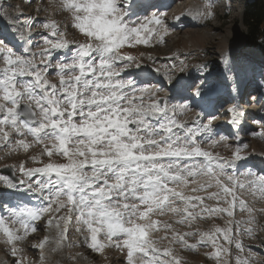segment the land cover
Instances as JSON below:
<instances>
[{
  "label": "snow or ice",
  "instance_id": "1",
  "mask_svg": "<svg viewBox=\"0 0 264 264\" xmlns=\"http://www.w3.org/2000/svg\"><path fill=\"white\" fill-rule=\"evenodd\" d=\"M106 2L113 14L120 9H126L125 6H131V0H123V3L119 5L115 3V0H106ZM65 7L69 10L71 8L81 11L91 10L89 7L80 9V6L74 2L66 3ZM91 7H100V5H92ZM3 18V16H0V19ZM75 19L79 21L80 17H75ZM124 20V15L119 16L112 22L113 27L106 32L86 30L81 23L74 25L89 38L102 41V45L100 48H94L90 44L79 45L78 56L73 58L74 62L71 65L62 62L55 65V69L58 70L57 73H61L59 91L55 86L48 84L46 80V74L53 69L47 67V64L51 63L48 58L50 50L66 48L68 43L61 38L63 34L57 31L54 23L45 22L43 24V27L49 30L50 35L56 37V40L50 39L48 36L44 37V48L41 53L43 67L30 63L35 60L34 58L29 59L17 55L12 47L0 46V61L5 65L0 70V75H2V79H0V94H2L0 100L3 101V103H0V113H3V118L0 119V141L9 140V128L16 129L15 133L19 136L16 142L20 143L21 146H24V136L31 135L35 140H39L41 135L46 133L56 141L52 148L65 159L71 160L73 154L85 158L81 163L49 164L42 169L25 170L22 166L21 172L30 177L36 175L57 177L53 181L57 185V191L49 198L50 203L55 202L59 207H64L65 205L60 204V200L61 197L67 198L66 206L70 212L75 213L76 222L83 224L90 234V246L93 250L102 251L106 246L98 239L101 233H104L105 239L109 242H111L112 237L119 233L126 238L122 239V242H116V247L121 248L122 246L127 250V264H135L138 258H142L144 264H162L164 259L158 255L161 249L155 247V242L150 241L148 235L153 226L140 228L133 225L131 228H125L123 218L128 215L129 223H132L136 218L149 220L155 212H162L164 207L170 204L168 195L159 197L160 192L167 193L169 185L164 182L163 168L155 166L156 160L203 158L202 160L208 166V171H214L216 166L212 164V154L204 153L197 148L189 153L187 149L173 147V141L177 139V136L173 134L172 125L175 122L171 120L162 121L160 128L161 134L165 131L169 134L166 137L169 148L162 150L160 153L145 154L143 152V141L138 140L132 134L134 131L132 125H141L140 131H148L152 126L148 124V118L143 116L138 109L124 108L120 105L123 96L119 95L115 89L127 85L112 82V78L121 75V73L111 70L113 62L110 57L126 45L129 47H134L137 44L147 46L155 31L150 26L162 25L163 20L153 14L151 17L146 16L144 23H140L138 27L134 24L131 28L124 25ZM133 37L135 38L134 41L132 40ZM93 52H97L99 55L100 62L98 65H93L86 60ZM123 59L131 61L133 57H123ZM26 65L28 66L25 67ZM97 68H99V74H97ZM233 71L232 66L229 64L224 75L225 81L233 75ZM64 72L75 74L66 80L63 75ZM25 77L31 79H18ZM179 84L180 82L177 81L174 87H178ZM151 87H153L151 80L146 78L142 83L143 90L147 91ZM203 87V85L197 87L193 84L187 86L185 90L192 97H202ZM193 88H195L194 92L192 91ZM25 96L29 98L30 102H35L37 109L40 111V120L35 119L34 109H30L27 105L21 103ZM85 106L88 108L87 112L84 111ZM154 107L161 115L166 113L165 102L158 101ZM229 113L234 117L233 123H235L236 119L239 118L237 111L230 109ZM133 116L137 118L133 119ZM179 127L183 129V126ZM198 135V130L193 131L191 128L184 132L185 140L191 141L193 145L199 143L196 139ZM76 137H81V139L76 140ZM127 141H131V143ZM73 143L76 145L75 153L71 151ZM148 143L152 146L155 141H149ZM46 154L51 157L53 150L50 148ZM88 156L92 157L91 163L86 159ZM233 158L236 161L245 159L240 155L239 148L233 154ZM148 161L153 162V166L150 168L143 167L141 162ZM86 169H91V176L86 174ZM153 173L157 174L153 175ZM245 175L253 177L251 172L245 173ZM0 179L5 180L8 188L14 187L10 180L3 177H0ZM235 186L245 187L239 181H236ZM248 186L257 187L264 191V175L254 176L249 180ZM125 188L128 191H124ZM226 190L232 191L230 189ZM117 191L122 192V197L113 196V192ZM121 198L125 201L129 198L134 199L140 205L142 211L135 213V216H133L122 212L119 203L113 207L111 202ZM156 205H161V207L158 208ZM245 206V202H243L240 209L245 210ZM129 208H133V206L125 202L123 209L127 210ZM235 208L236 201L234 200L233 215ZM41 211L46 212L48 210ZM184 214L188 215V212L186 211ZM27 215L33 221L41 218L37 212L29 211ZM14 217L15 214L12 218ZM62 218L60 216L58 218L53 217L49 219L48 224L52 225L54 221ZM72 219L73 217L70 215L68 224ZM20 222V220H17V223ZM159 224L160 222L156 221L154 225L156 231L160 230ZM56 227L59 228V223H56ZM234 228H236L235 225L232 228V235ZM28 229L29 226L25 229L24 235L27 234ZM36 230L35 227L31 228L32 232ZM66 232L67 229L61 232V236L63 237ZM0 233L8 239L10 244H13L12 254L15 255L17 249L14 241L19 240L20 235L16 233L13 237L12 230L7 227L4 219H0ZM187 235L185 233L184 236H180L177 233V242L185 243ZM220 237H223L224 242L227 244L233 243L223 230H220L215 238H212L209 234V242L216 249L214 254H210L211 259L219 260L221 253H225L222 244H220V247H215ZM45 242L36 247L42 248ZM235 247L241 252L244 250V245L240 241L235 242ZM228 251L229 249L225 254ZM162 255L163 257L173 256L170 250H163ZM173 264H179V261L175 260ZM238 264H246V262L240 261L238 258Z\"/></svg>",
  "mask_w": 264,
  "mask_h": 264
},
{
  "label": "rangeland",
  "instance_id": "2",
  "mask_svg": "<svg viewBox=\"0 0 264 264\" xmlns=\"http://www.w3.org/2000/svg\"><path fill=\"white\" fill-rule=\"evenodd\" d=\"M170 1L172 5L167 10H165L164 8V10L168 12L162 14H156L157 16L162 18L163 24L159 26L156 25L150 26L153 27L156 32L152 34L149 40V44L147 46H145L144 44H137L134 47H129L126 45L125 47L119 49V51L128 50V52L136 56L135 59H132L131 61L128 62L126 61V65L116 66V70L119 67H122L123 69L131 71V69L134 68L136 65L138 67L140 63H142L144 65H149V66L151 65L150 67L152 68L155 67L154 69H163L164 71L169 73L168 75L170 77L172 76L177 78L176 80L180 79L184 75L186 76L190 74L191 71L196 70L195 74L196 75L198 74V76H196V79L199 77V75H201L202 77H206V75L209 76L210 74H212L211 79L212 80L216 79V81L208 83L206 86H213L215 85V82L217 83L218 79L219 80L221 79V76H224L222 74L226 73V68L230 64L234 71H233V75L230 76L229 78H236V79L238 78L240 79V81H242L247 74H250V72L247 73V71H253V74H250V78L252 79H250L249 82H252V86L256 89V91L254 90L250 92L248 96L246 95L247 99L245 100V103H243L244 109L245 106H248L250 108L249 111H252L254 109L253 112L255 113L258 111L259 108H261V106H263V111H262L263 113L264 92L261 89H259V87H257V85L255 84L257 82H264V53L260 49H251L247 47L246 45L247 29L243 24V14L245 11V7L251 1L250 0H184L183 2H180V0H170ZM262 1L264 2V0ZM71 2L78 4L80 6V9L89 7L91 8V10L81 11L76 8H71L69 10L65 7V4ZM115 3L119 5L120 3L122 4L123 2L122 0H115ZM92 5H100V7H91ZM1 7H3V9L6 10L5 18H9V20L11 19L13 20V17L17 19L19 17L18 16L19 14L23 15L21 19L20 17L18 18V20L20 19V22L22 24L21 26H23L22 27L23 33L25 34L28 32L30 36H34L30 40L32 41V49H31V51L33 52L32 59L34 58L35 60L31 61L30 63H35L39 67H43L44 65L41 64V53L43 52V48H44V37L48 36L50 39L56 40V37L51 36L49 30L43 27V24L45 22H48L49 24L54 23L58 27L57 31L63 34L61 37L62 39L65 40L67 36L68 38H70L68 43V45H70V52L68 53L69 56L67 55L66 57L64 51L65 48H63L60 50H50V56L48 58L51 63L47 64V67L53 69H51L46 74V80L48 84L55 86L57 91H59L60 89L61 74L59 72L57 73L58 70L55 69V65L57 63H60L62 59L63 60L66 59L64 64L71 65L74 62L73 58L77 57L78 55L79 45L90 44L94 48H100L102 45V41H98L94 38H89L88 36L81 33V30L75 27L74 25L76 23H81L83 28L86 30L106 32L113 27L112 22L116 20L124 10V9H120L118 12L113 14L109 9L106 0H0V8ZM194 7L197 12L195 15L196 19L198 20L197 25H191L193 22H191V24L188 22H179L178 25L167 24V22L169 23V21L171 20L174 22L176 20H179V18L184 17V14L188 13L189 11H194ZM153 8H156V6H152L148 8V11H150ZM7 10L9 12H7ZM155 12L157 11L153 10V13ZM152 15L153 14L151 10L150 13L147 15V17H151ZM75 17H80V20L77 21ZM142 18L143 17H138L131 20L127 19L124 22V25H127L129 28H131L135 24L138 27L140 23H144L146 16H144L143 19ZM57 21L61 24H57ZM164 27L166 29H164ZM166 31L169 32L170 34H168ZM162 33L165 34V36L168 35L171 36L165 39H160L161 38L160 35ZM234 34H237L239 41H237L236 37H233ZM5 36H7V34H5L3 37L0 33V42H3L0 43V46H4V44L6 43ZM190 37L193 38L190 39ZM199 37L206 38L207 43L203 47L198 45H193L190 47L187 46V40L192 41L198 39ZM159 39L161 40V42H158ZM132 40L134 41L135 38L133 37ZM228 45H230V47L234 51L231 58L225 57V52L228 48ZM14 52L17 55L20 54L16 51ZM176 53L178 54L177 60H173V61L170 60V57L173 56V54L176 55ZM150 54L151 55L158 54L161 57L162 55H164V57L167 58V60H163V61L157 60L155 62H149V61H154L152 57H150ZM137 55L138 57H142V58L139 60L136 59ZM91 56L93 58H97L96 62H98L99 64L100 61H99L98 53L93 52ZM112 58H113V54L110 57V59L112 60ZM146 59H148L149 61H147ZM27 66L28 65H26L25 67ZM4 67L5 65L2 63V61H0V70H2ZM114 68H115V64L113 62V68L111 69L113 72L115 71ZM74 74L75 73L67 72L64 73L63 75L67 80L70 79L71 76ZM199 79L200 78H198L197 80ZM112 82L117 83V81L113 79ZM121 84L127 86L123 87L126 89L125 91L123 88L122 89L120 88L118 90V92H121L122 90L124 92L121 94L123 96L124 101L120 103V105L124 108H129L134 110L139 109L138 103L134 100L137 94L133 96L135 94V90L130 89L128 81H124ZM160 86H161L160 89L157 90L161 91V93H165L164 90L166 88L163 87L164 85L160 84ZM261 86L263 85H260V87ZM210 88L215 89V87H210ZM150 89H151L150 94L152 95L154 92L153 90L155 88L151 87ZM251 89L252 88L250 87L249 91H251ZM166 96L168 97L167 94L165 95V97ZM166 98L160 97L159 101L165 102L166 107L171 108V110H173L174 112H179L175 114L179 115L180 113H182L183 114L182 117L185 116L186 118L182 119L180 117V119L184 120L185 123L184 125L188 126L190 124L189 119L191 118V115H188L187 113L189 109L180 104H177L175 101L171 99L167 100ZM22 102L28 103L29 105L36 108L38 112V119L40 120L41 118L40 111L39 109H37L35 102L34 101L30 102L27 96H25V99H23L21 103ZM0 103H3V101L0 100ZM151 103L152 101H150V104ZM84 111L85 112L88 111L87 106H85ZM262 113L257 112V114H259L258 116L256 117L251 116V118L249 117L250 124L252 123V126L248 124L246 128V130L248 131L246 130L244 131L243 134L244 144L242 143V146H244L243 147L244 151L243 150L240 151V155L242 157H245V159L247 158L251 159L252 156L250 154L255 153V150L252 148L253 144H256V146L258 145L257 149L259 154L264 153V126H262L264 122L262 123L263 120ZM0 115H1L0 119H2L3 113H0ZM136 118L137 117H134L133 119ZM200 120L205 126L211 125L212 122H219V125L220 124L221 125L216 128L217 131L220 132V130L223 129V124L221 123L222 118L219 116V113H217L213 118H203L201 116ZM254 120L256 121L254 122ZM77 122L79 121L77 120ZM187 126L184 127L187 128ZM251 127H253V129ZM15 132L16 129L9 128L8 129V135L10 136L9 140L0 141V177L6 178L8 180L6 176L2 175V172L6 169H13L16 177L19 178L20 182L22 181L21 183L25 184L26 187L38 191L39 193L42 194V197L45 199L46 203H43L45 206L39 208V211L44 209H47L48 211L46 212L42 211V213L40 214L41 218L37 220L38 224L36 223L34 225L37 230L35 232H32L31 229H28L26 235H24V232L27 226L24 225L22 222L17 223L14 209L8 208L3 210L4 212L3 215H1L0 212V219H4L7 227H9L12 230L13 237H15L16 233L17 235H20L19 240L14 241L17 252L15 255H13L12 254L13 244H10L8 239L2 233H0V264H127V250L124 249L122 246L121 248L116 247V242H122V239L126 238L123 234L121 235L117 234L116 236L112 237V240L109 243V241L105 239L104 233H101V235L98 237L100 242L101 243L105 242L109 244L106 245L102 251L93 250L90 246L91 245L90 234L87 232L83 224L76 222L75 213L73 212L70 213L68 207L66 206L67 198L61 197L60 204H63L65 206L60 207L59 212L57 209L58 204L55 202L50 203L49 198L53 196V194L56 192L57 189H54L53 192L47 191L46 189L47 184L45 183V180L49 176L36 175L30 177L29 175L23 174L21 172L22 166L25 170L38 169V168L42 169L49 164L66 165L72 162L81 163L85 158L73 154L71 160L65 159L62 155L58 154L54 148H52V146L56 144L54 138L50 135L46 136L45 134H44L46 136L45 139H40V140H35L30 135L24 136L23 137L24 146H21L20 143L16 142L19 139V136ZM216 138L221 141L223 140L222 136H217ZM75 139L79 140L81 139V137H76ZM152 140L153 139H150L148 141L146 140L143 143L144 145H148V142ZM204 141H206L207 143L209 142L211 143V141L213 140L202 139V143ZM128 143H130V141ZM207 143L200 144L201 145L200 150L202 152L204 153L213 152L215 157H217L218 159H221L220 156L228 157V158L231 157V159H234L233 154L236 151H232V149H228V148L214 149L213 148L214 145H211L212 143L211 144L210 143L207 144ZM180 145H182L184 148L180 147L179 149H185V148L187 149L189 147L188 144H185V142L182 141L180 142ZM231 145L232 147L234 146V144ZM50 148L51 150H53V155L51 157H49L46 154V152ZM71 151L73 153H75L76 151V145L74 143L71 146ZM143 152L144 153L146 152L145 154H147L146 150H143ZM192 152L193 150L189 151V153ZM86 159L89 163H91L92 160L91 156L86 157ZM141 163H146V162H141ZM85 172L89 176H91L92 174L91 169H86ZM186 176L189 178L187 173ZM170 177L175 185H181V187L184 185L182 187L184 189L185 186L188 187L190 184L189 181L187 180L188 178L185 177L187 181L184 182L181 180V177L179 175L172 176V172H170ZM197 177L198 175H196L195 178H192L193 182L195 181L194 183L201 181L202 179L201 178L200 180H196ZM109 179L111 180V178ZM211 179H214V177ZM236 180H239L240 183L243 184L245 183L243 179L241 180L236 179ZM194 183H192V185ZM233 184L236 185V182ZM208 186L211 187V185H204L203 188L207 189ZM7 188L8 187L5 184V180L0 179V192H2L5 195ZM124 191H128V189L125 188ZM211 194H214L215 196H219L220 200L224 201L225 203L231 206L233 205V199H234L233 192H231V195L230 193H223L222 191H217L216 193L214 192L213 189ZM221 194L222 196H220ZM239 194H242V192H240ZM113 196L122 197V192L120 191L113 192ZM228 198H230V200ZM236 198L237 197H235V200ZM115 201H117V203H119L120 206L121 205L123 206L124 202H127L128 204L132 205L131 199H127V201H125L123 198H121ZM248 201L253 202V199L252 200L248 199ZM239 202L240 201L237 199L235 214L243 215L242 210L240 209L241 205ZM258 202L260 204L259 203L257 204V209L261 205V201ZM0 205H1L0 209H2L1 201H0ZM40 206L41 205H39V207ZM123 211L126 212L127 214L135 216V213L141 212L142 208L133 207ZM13 214H15L14 218H12ZM263 214L264 211H260L256 214V216L260 218H264ZM46 215H53L52 218L53 217L58 218V216L63 218L58 221H54L51 227H47L44 224V216ZM70 215L75 220L71 224L72 232L70 238L72 240L78 241L81 236H85L84 240L78 241V243H76L78 245L74 244L75 248L73 249V251L81 252L80 254L78 253L79 256H77V254L73 255L72 254L73 252H70V247H68V249L64 251L62 247L65 244L64 242L63 244L62 242H60V235L62 229L67 228V224H65L64 227H62L61 225L65 223L66 218H68ZM126 217H128V215H126ZM140 221L141 220L139 218H136L132 221V223H130V225H134ZM46 222H48V220ZM56 223H59V228L56 227ZM130 225L126 227L130 228ZM235 226L236 228H234V232H233L234 236L232 235V242H233L232 248L234 252L237 253L238 249H236L235 247V242L237 241H240L242 243L244 242L245 248L247 245H249V243H247V241H245L244 237L242 236V233L238 228L239 224H235ZM46 229L52 230L56 234V236L58 237L57 242L59 243V247L56 248L55 246L52 245V243H46L44 246L46 252L44 256L46 257L40 260L39 259L40 250L36 251L35 249H32L29 246L31 243H33L36 240L40 242V240L44 236V231H46ZM58 230H60L61 232H59ZM172 252L174 253L175 250L172 249ZM235 253L233 254V260H231V264H238L236 261ZM177 259L180 263L183 264H190L191 262L197 261L195 258V254L193 252L188 254L185 252L182 253L181 256L177 255ZM199 261H202V264H210L205 259H201ZM135 264H139L138 259L135 261ZM140 264H144V261L140 262Z\"/></svg>",
  "mask_w": 264,
  "mask_h": 264
},
{
  "label": "bare ground",
  "instance_id": "3",
  "mask_svg": "<svg viewBox=\"0 0 264 264\" xmlns=\"http://www.w3.org/2000/svg\"><path fill=\"white\" fill-rule=\"evenodd\" d=\"M170 1V0H169ZM184 0H180V2H183ZM122 2H123V0H122ZM152 2H154V0H131V6L130 7H128V6H125V11L127 12V16H125L124 15V13H125V11L123 10V12H122V14L121 15H124L125 16V19H126V17H128V19H132L133 18V16H134V14L135 15H139V14H136L135 13V11L137 12V11H139L138 13H143L144 11L142 10V9H144V7H145V5H147V4H151ZM121 4V3H120ZM8 6V5H7ZM5 8V7H4ZM162 10H164V8L162 9H160L159 10V12H161ZM6 10H4L3 9V7H1L0 8V16H3L4 18L3 19H0V33L2 34V35H5V34H7V36L9 37V39H11V40H13L16 44V46H17V48H19L21 51L19 52L22 56H24V57H27V58H29V59H32V57H33V52L31 51V49H30V45L32 44V41L30 40L32 37H34V36H30L29 35V33L27 32V33H23V28H22V24H21V22H20V19H21V17L23 16V15H18L19 17H20V19L18 20V19H16V18H14L13 17V20L11 21V20H9V18H5L6 16H5V12ZM7 12H9L8 10H7ZM16 13H17V11H16ZM196 10H195V7H194V11H189L188 13H186V14H184V17H181V18H179V20H176L175 22L174 21H169V23L167 22V24L168 25H171V24H175V25H178L179 24V22H188V23H190L191 24V22H193L191 25H197V23H198V20L196 19ZM120 15V16H121ZM18 17V18H19ZM143 19V18H142ZM140 21V20H139ZM57 24H61V23H59L58 21H57ZM21 26V27H20ZM62 26V25H61ZM60 26V27H61ZM163 26H165V25H163ZM163 26H162V28H163ZM164 29H166L165 27H164ZM3 31V32H2ZM154 32H156V31H154ZM153 32V33H154ZM167 32V31H166ZM5 33V34H4ZM168 34H170L169 32H167ZM70 36V35H69ZM161 36V38L160 39H165V38H168V37H170L171 35H168V36H165V34H161L160 35ZM6 37V36H5ZM233 37H236V39H237V41H239V39H238V36H237V34H234L233 35ZM193 37H190V39H192ZM158 40V42H161V40ZM4 40V39H3ZM2 40V41H3ZM6 40V39H5ZM65 40L67 41V43H69V40H70V38H68V36L65 38ZM35 41V40H34ZM0 43H3V42H0ZM5 43V42H4ZM207 42H206V38H204V37H199L198 39H195V40H187V46H193V45H198V46H204L205 44H206ZM6 45H8L9 44V42H6L5 43ZM4 44V45H5ZM72 44V43H71ZM68 50V48H66L64 51H67ZM63 51V50H62ZM56 52V51H55ZM64 53V52H63ZM233 53H234V51H233V49L230 47V45H228V48H227V50H226V52H225V57L226 58H228V57H232V55H233ZM120 54L122 55V57H129V56H131V57H133V59H135V56L136 55H134V54H131L130 52H128V50L126 51V50H124V51H122V52H120ZM52 55V54H51ZM56 55H57V53H56ZM147 55H149V54H147ZM36 56V55H35ZM142 56V55H141ZM177 56H178V54L176 53V55L175 54H173V56H171L170 57V60H177ZM53 57V56H52ZM150 57H152V59L154 60V61H149L148 59H146L147 61H149V62H155V61H157V60H161V61H163V60H167V58H165L164 57V55H162V57L160 56V55H158V54H150ZM142 57H138V55H137V57H136V59H141ZM146 58H147V56H146ZM128 61V60H127ZM140 62V61H139ZM142 62V61H141ZM145 62V61H144ZM116 63H117V65H120V61L119 60H116ZM130 63V62H129ZM159 64V63H158ZM158 64H156V65H158ZM155 65V66H156ZM151 66V65H150ZM150 66H148V65H140V66H138V70H141V71H143V73L146 75V76H144L145 78L146 77H148L149 78V76L148 75H151L152 73H156V78L157 79H163L164 80V85H165V88H170V90L172 91V90H175V91H177V90H179V89H181V86H183L182 84H187L188 83V81H190V80H193V79H195L196 80V76H198V74L196 75L195 74V72H196V70H194V71H191V73L190 74H188V75H184L183 77H181L180 79H178V80H175V78H173V77H170L168 74V72H166V71H164L163 69H154V68H152V67H150ZM161 67H163V66H161ZM171 74V73H170ZM68 75V74H67ZM222 75H225V73L224 74H222ZM212 76V74H210L209 76H206L205 78L203 77V82L204 81H206L205 79H207L208 77H211ZM198 78H201V76H199ZM197 78V79H198ZM0 79H2V76L0 75ZM222 79H224V76H221V79L219 80L220 82H221V80ZM138 80V79H137ZM225 80V79H224ZM228 80H230V78L228 79ZM232 80H234V79H232ZM177 81H179L180 82V84H179V86L178 87H174V85H176L177 84ZM235 81H237V80H235ZM218 83V82H217ZM246 84L248 85V82L247 83H244L242 86H241V89H242V95H245V93H246V91H243L244 89H245V86H246ZM155 85V84H154ZM204 87H203V94L204 93H206V92H208V93H215V92H218V90H215V89H212V88H210V87H208V86H206V84H204L203 85ZM261 87H263L264 88V85L263 86H261ZM156 88H158L157 86H156ZM240 88V87H239ZM125 90V89H124ZM252 90V89H251ZM154 91V90H153ZM155 91H156V89H155ZM121 92H123V90L121 91ZM138 92H139V94L138 95H140L141 97H142V99H143V101H144V103H145V108H146V110H147V112L149 113V121H147L148 122V124H149V122H156V123H158V125H161V122L162 121H167V120H171V121H174L175 123L172 125V127H173V130H174V132H173V134L174 135H178V131H179V129H181V130H183L181 127H179V126H183L184 127V122H183V120H181L180 119V117L182 118V114L180 115H177V114H175L170 108H167L166 107V113L165 114H163V115H161L160 113H158L157 112V110H156V108L154 107V105H156V103L159 101V99H160V96L161 97H164V96H162V94L161 93H159V92H155L153 95H150L149 94V89L147 90V91H144L143 90V88H142V86H140V88L138 89ZM250 92V91H249ZM136 97V96H135ZM197 97H199V96H197ZM165 98V97H164ZM150 101H152V103L150 104L149 102ZM221 101H223V102H225V100L224 99H221ZM148 105V106H147ZM193 110H189L187 113H188V115H191V118L189 119V121H190V125L187 127V130L189 129V128H191L193 131H197L198 130V132H199V135H201V133H200V131L201 130H203V131H205L204 130V128L205 127H203V125H202V121H200V119H197V118H199L198 117V115H199V110H200V108H192ZM197 109V110H196ZM249 111L250 110V108L248 107V106H246L245 107V109L243 108V112H245V111ZM221 112V111H220ZM238 113V116H240L241 114L239 113V112H237ZM220 117L221 118H227V120H229V122L227 121V122H225L226 124H225V126L226 127H224V130H223V132H225L226 131V129L228 128V125H229V123H231V122H233V119H234V117L232 116V115H230V113L229 114H227V113H224V112H221L220 113ZM262 118H263V120H264V112L262 113ZM179 119V120H178ZM262 120V121H263ZM176 121H177V123H176ZM205 123V122H204ZM213 123V122H212ZM247 126H248V124H245L244 125V128H243V131L244 130H246V128H247ZM251 128H253V127H251ZM208 131H209V133L210 132H212V129H211V127H209L208 129H207ZM167 136L169 135L166 131L164 132ZM134 136H136L137 138H138V140H140V141H143V139H144V137L145 138H147L146 137V135H144V136H140L139 135V133L138 132H136L135 130L133 131V133H132ZM182 134H183V131H182ZM45 135H46V133H45ZM198 135V136H199ZM197 136V137H198ZM226 137H228V135H225ZM28 138V137H27ZM180 141L181 142V140L180 139H178V136H177V139L174 141V144H173V147L175 148V146H176V143H177V141ZM207 141V140H206ZM205 142V141H204ZM210 143V142H209ZM209 143H207V144H209ZM231 143H233L232 142V140H231V138L230 139H227V140H225L223 143H221L220 141H218V140H214L213 142H212V144L211 145H214V149H217V148H220V149H222V148H228V149H232V151H236L237 150V148H239V150L240 151H244V146H239V145H237L236 143H233L234 144V146L232 147V146H230L231 145ZM244 144V143H243ZM8 146V145H7ZM144 146V145H143ZM201 145H200V143H197V144H195L194 146H189L187 149H188V151H192L194 148H197V149H201V147H200ZM205 146V145H204ZM220 146V147H219ZM159 147V151H158V153H160L162 150H166L167 148H169V145H166L164 148H162V146H158ZM255 147V148H254ZM252 148L255 150V153L254 154H250L251 156H252V158H253V161L254 162H256V163H259V164H263V162H264V153H261V154H259V152H258V145L256 146V144H253V146H252ZM209 154H212V156H213V158L215 157V155L213 154V152H209ZM216 154V153H215ZM247 157V156H246ZM231 158V157H230ZM245 158V157H244ZM249 158H250V156H249ZM217 160L218 161H222V159H218L217 158ZM247 160H248V158H247ZM231 161H235V160H231ZM151 163V166L153 165V163L150 161L149 162V164ZM253 163V162H252ZM39 164V163H38ZM184 164V166H185V168H184V171L188 174V176H189V178L190 179H192V178H195L196 177V175H198V173H200V170L197 168V167H195V165H192V166H188V165H186L185 163H183ZM159 165V163L156 161L155 162V166H158ZM55 178H57L56 176H55ZM202 179H204V180H202ZM202 179H201V181H198V182H196V183H194L192 186H191V189L192 190H194V189H197L198 187H204V185H211V187L210 186H208V188L207 189H214V192H216L217 193V191H222L223 193H230V195H231V192L234 190L233 189V187H236L233 183H235V181H234V179L233 178H231L229 175H226V174H224V173H218L215 177H214V179H211V178H209V177H205V176H202ZM200 180V179H199ZM222 180H225V181H222ZM179 183H180V181H179ZM228 183V184H227ZM13 185H14V187H12L11 189L10 188H7V191H6V194H8L9 192H13V191H18V193H16V195H17V197L16 198H14L13 200H12V203H11V206L12 207H15V209H16V217H17V219H19V220H21L26 226H32V227H35L34 226V224H36L35 223V221H33V220H31V218L27 215V213L29 212V211H32V212H37V210H38V207H39V205H42L41 204V202H40V195H38L37 194V192L36 191H34V190H31V189H29V188H27L26 187V185L25 184H23V183H20V184H14V183H12ZM231 185H234V186H231ZM185 188H186V186H185ZM14 189H17V190H14ZM226 189H230V190H232V191H227ZM57 191V190H56ZM24 192H27V193H29V195H31V197H29V199H30V203L28 204V207L29 208H27V209H22V208H20V206H22V205H24V203L23 202H20L19 200H18V198L21 196V194L22 193H24ZM47 194V193H46ZM220 196H222V194L220 195ZM161 197V196H160ZM226 198V197H225ZM222 199V198H221ZM253 201H255V200H253ZM247 202H250V201H247ZM261 206V205H260ZM263 206V205H262ZM56 207V206H55ZM54 207V208H55ZM59 207V206H58ZM58 209V208H57ZM59 209H60V207H59ZM1 210V209H0ZM262 211H264V210H262ZM59 212V211H58ZM264 215V214H263ZM49 221V220H48ZM38 224V223H37ZM47 227H51V225H46ZM65 229H67V228H63L62 229V232L65 230ZM30 231V230H29ZM120 237V236H119ZM152 237V234H150V238ZM116 238V237H115ZM57 240H58V237L56 236V234L52 231V230H48V229H46V231H44V236H43V238L40 240V242H38L37 240L36 241H34L33 243H31L30 244V246L29 247H31L32 249H35L36 251L37 250H40V257H39V259L40 260H42V259H44V257H46V256H44L45 254H46V252H45V244L46 243H52V245L53 246H55L56 248H58L59 247V243L57 242ZM46 241V242H45ZM38 242V243H37ZM42 242H45L44 243V245H43V247L42 248H40V247H36L37 245H39V244H41ZM65 244V243H64ZM48 247V246H47ZM49 248V247H48ZM50 250V249H49ZM48 257V256H47ZM39 262V261H38ZM140 264V263H139Z\"/></svg>",
  "mask_w": 264,
  "mask_h": 264
},
{
  "label": "trees",
  "instance_id": "4",
  "mask_svg": "<svg viewBox=\"0 0 264 264\" xmlns=\"http://www.w3.org/2000/svg\"><path fill=\"white\" fill-rule=\"evenodd\" d=\"M243 24L247 29V47L264 51V2L262 0H251L246 5Z\"/></svg>",
  "mask_w": 264,
  "mask_h": 264
},
{
  "label": "water",
  "instance_id": "5",
  "mask_svg": "<svg viewBox=\"0 0 264 264\" xmlns=\"http://www.w3.org/2000/svg\"><path fill=\"white\" fill-rule=\"evenodd\" d=\"M11 177H12V175H11Z\"/></svg>",
  "mask_w": 264,
  "mask_h": 264
}]
</instances>
